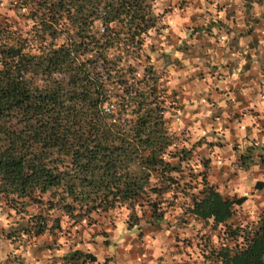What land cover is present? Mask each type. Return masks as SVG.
Masks as SVG:
<instances>
[{"label": "trees", "instance_id": "1", "mask_svg": "<svg viewBox=\"0 0 264 264\" xmlns=\"http://www.w3.org/2000/svg\"><path fill=\"white\" fill-rule=\"evenodd\" d=\"M156 1L17 0L0 19V210L15 218L7 237L81 234L79 225L125 207L126 229L140 236L170 216L209 226L213 236L197 241L202 264H264V216L234 221L247 197L210 182L201 140L178 144L177 93L147 43ZM251 154L241 153L243 167ZM53 260L92 264L97 254L70 247Z\"/></svg>", "mask_w": 264, "mask_h": 264}, {"label": "rangeland", "instance_id": "2", "mask_svg": "<svg viewBox=\"0 0 264 264\" xmlns=\"http://www.w3.org/2000/svg\"><path fill=\"white\" fill-rule=\"evenodd\" d=\"M16 1L0 0V19L6 15L14 16ZM254 1L259 3L260 0ZM239 5L241 4L239 3ZM219 6V3L212 0H157L155 12L159 14L160 22L158 28L151 31L147 37V43L155 48L153 59L162 75L161 82L177 93L175 101L177 107L171 109L170 124L181 139L178 144L189 145L201 140L203 144L197 152L205 157L211 155L210 159L215 168L218 163V154L212 153L214 151L213 145L217 141L215 137H218L215 133H217V128L223 126L224 122L221 121L219 124L216 122L220 115L217 114L215 103L213 104L211 99L207 97V91L214 89L215 79H212L211 82L214 84H211V82L205 81L207 80L205 75L209 73L207 68L214 67L220 60L219 46L216 45L218 32L211 29L213 22L210 25L203 17L209 11L218 9ZM193 15L196 16L195 19L192 17ZM202 23H206V26ZM209 36L210 40H208ZM215 78L220 80V77ZM209 106L213 108L211 113L208 110ZM213 129H215L213 132L215 135L211 138L212 133L210 132ZM226 129L230 132L234 130V127H226ZM219 134L222 135V133ZM243 145L246 147V151L251 150L252 154L249 158L252 157L255 162L259 161L257 157L260 151L246 143ZM211 162L209 169L213 168ZM253 165L255 164L250 166ZM249 176L250 174H248ZM248 177L247 181L250 183L251 178ZM231 180L234 179L231 178ZM8 212L10 213L9 216ZM127 213L128 210L122 207L107 215L102 214L98 216L96 224L88 226L84 230L81 229L84 228L83 225H79L78 229L82 230L81 234L75 232L76 227H74L72 232L67 235L58 233L56 236L50 234L28 236L23 234L19 238H8V231L15 226L14 212L6 211V209L0 210V264H55L53 258H57L70 247H82L102 255L106 247L102 244L104 237L101 235V231L103 229L108 231L106 238L108 240L113 239L119 232L123 233L121 240L124 242L125 239H128L127 234L130 232L137 234V231L126 229ZM238 219L250 221L255 220L256 217L252 219L248 214L240 213L234 216V221ZM168 220L171 223L167 224L166 228H164V223L162 225L164 229L156 232L147 231L149 226H143L144 237L142 241L139 240V244L142 245L141 249L146 251L145 248L150 242H153V245L157 247H163V244L164 246L167 245L172 251H178L179 247L182 249L185 245L187 251L201 259L200 249H202L203 244H198L200 245L198 246L197 241H206L207 237L213 236L209 226H204L203 222L193 221H190L187 226H183V224L174 222L172 216ZM154 234L157 235H155L154 240H149ZM160 234L166 236L163 237ZM125 244L126 247L132 244L137 247L130 246L131 255L138 249L137 242L131 243L128 240Z\"/></svg>", "mask_w": 264, "mask_h": 264}, {"label": "crops", "instance_id": "3", "mask_svg": "<svg viewBox=\"0 0 264 264\" xmlns=\"http://www.w3.org/2000/svg\"><path fill=\"white\" fill-rule=\"evenodd\" d=\"M212 1L220 6L209 11L203 19L210 25L212 21L216 22L211 29L218 32L216 45L220 60L216 69L219 75L214 72L215 68H207L209 73L205 75V81L215 79L214 89L207 91V97L215 103L220 115L216 122L223 121L224 124L215 133L218 142L213 145L212 153L218 154V163L215 168L211 162L213 168L209 169L208 178L225 196H246L247 199L236 206L235 214L246 213L253 219L264 216V0L259 3L254 0ZM202 24L206 26V23ZM208 110L211 113L213 108L209 106ZM237 116L241 118H235ZM226 127H234V130L229 132ZM214 130L210 132L211 138L215 135ZM244 143L260 151L259 161L253 166L243 167L238 158L246 148ZM247 177L251 178L250 183ZM155 235L149 240H154ZM122 236V232L114 236L102 255L97 254V262L92 264H102L105 258H108L105 264H202L185 245L172 251L163 243V247H157L150 242L145 251L139 244L144 236L130 232L125 242L121 240ZM128 240L138 243V249L132 255L129 248L135 244L126 247Z\"/></svg>", "mask_w": 264, "mask_h": 264}]
</instances>
